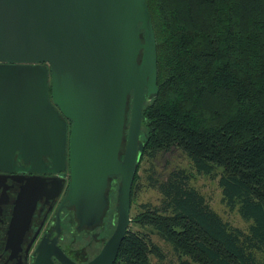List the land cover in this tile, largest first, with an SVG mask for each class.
Segmentation results:
<instances>
[{
	"label": "trees",
	"instance_id": "obj_1",
	"mask_svg": "<svg viewBox=\"0 0 264 264\" xmlns=\"http://www.w3.org/2000/svg\"><path fill=\"white\" fill-rule=\"evenodd\" d=\"M157 56V94L144 101L143 155L130 212L144 184L157 205L137 202L114 264H264V0H146ZM143 137H142V136ZM177 151L190 170L152 177ZM192 170V172H191ZM146 169L144 172L146 173ZM217 180L222 204L247 223L224 221L191 185Z\"/></svg>",
	"mask_w": 264,
	"mask_h": 264
},
{
	"label": "water",
	"instance_id": "obj_2",
	"mask_svg": "<svg viewBox=\"0 0 264 264\" xmlns=\"http://www.w3.org/2000/svg\"><path fill=\"white\" fill-rule=\"evenodd\" d=\"M156 94V42L146 0H0V172L12 171L17 158L29 165L26 172L41 174L43 157L51 174L64 172L68 120L64 201L80 226L99 221L108 179L120 177L115 229L87 264L115 263L144 151L142 109ZM32 126L31 134L10 131ZM58 179L45 189L61 191L64 175ZM37 184L26 183L19 194L16 209H24L26 225L37 196L29 205L25 200ZM51 256L72 264L59 250Z\"/></svg>",
	"mask_w": 264,
	"mask_h": 264
},
{
	"label": "flooded vegetation",
	"instance_id": "obj_3",
	"mask_svg": "<svg viewBox=\"0 0 264 264\" xmlns=\"http://www.w3.org/2000/svg\"><path fill=\"white\" fill-rule=\"evenodd\" d=\"M70 125L67 120L64 172L51 174L49 170L52 166L47 157H43L44 165L37 169L45 170L41 174L26 172L29 165L17 158L10 166L12 171L0 172V264H61L56 256L47 258L48 253L56 250L61 251L72 264H87L99 254L113 233L116 225L114 205L120 177H109L106 189L107 205L99 221L94 224L80 226L74 209L64 201L69 183ZM10 131L31 134L34 127H15ZM123 149L124 146L120 151L121 157ZM62 174L64 185L61 191H54L53 188L47 191L44 184L56 187ZM34 182L38 183L32 188L34 196L30 194L29 200L25 202L29 205L36 196L37 198L26 225L24 209H16V206L24 185Z\"/></svg>",
	"mask_w": 264,
	"mask_h": 264
},
{
	"label": "rangeland",
	"instance_id": "obj_4",
	"mask_svg": "<svg viewBox=\"0 0 264 264\" xmlns=\"http://www.w3.org/2000/svg\"><path fill=\"white\" fill-rule=\"evenodd\" d=\"M129 119V115H128ZM128 125V123H127ZM141 134V132H140ZM126 136V131H125ZM142 136V135H141ZM143 137V136H142ZM142 140V139H141ZM149 163L146 162L141 163L139 166L138 175L140 177V181L144 186H141V189L136 194V198L133 201V205L131 207L130 217L134 208L136 207L137 202L139 203H150L152 205H157L159 201V194L153 188L149 187V181H146V176L149 175ZM173 168H181L190 170V165L187 158L180 152L173 151L172 153H166L162 156H159L154 162L152 174L153 178H156L158 175L163 176L167 171ZM147 170L146 173L144 170ZM192 172V170H191ZM191 185L194 186L205 198L208 205L218 213L222 219L232 226L246 230L250 223L245 222L236 211H229L221 201V191L218 187L217 180H211L209 178L203 176H196V179L191 182ZM116 216V215H115ZM111 234V233H110ZM109 234V235H110ZM153 241L158 244L166 254V262L164 264H177V259L173 256L172 250L168 245H165L162 241H160L157 237H152ZM152 264H159L154 258H151Z\"/></svg>",
	"mask_w": 264,
	"mask_h": 264
},
{
	"label": "bare ground",
	"instance_id": "obj_5",
	"mask_svg": "<svg viewBox=\"0 0 264 264\" xmlns=\"http://www.w3.org/2000/svg\"><path fill=\"white\" fill-rule=\"evenodd\" d=\"M139 140H140V138H139ZM141 141V140H140ZM142 142V141H141ZM128 231V230H127Z\"/></svg>",
	"mask_w": 264,
	"mask_h": 264
}]
</instances>
